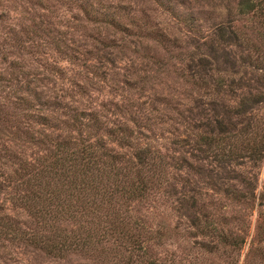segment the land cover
<instances>
[{
  "label": "rangeland",
  "instance_id": "obj_1",
  "mask_svg": "<svg viewBox=\"0 0 264 264\" xmlns=\"http://www.w3.org/2000/svg\"><path fill=\"white\" fill-rule=\"evenodd\" d=\"M240 1L0 0V223L9 233L17 226L47 235L79 230L67 209L35 219L19 199L31 171L24 163L42 152L26 141L27 133L66 134L38 116L80 118L75 137L101 141L122 165L140 166L139 158L149 156L165 170L159 191L130 202L148 232L149 260L264 264V149L259 159L248 157L264 138V101L255 103L252 123L229 111L228 124L223 112L212 111V101L219 111L221 102L232 107L240 96H264L254 66L256 58L264 61V0H252V10ZM222 25L228 35L218 57L210 46ZM201 57L214 70L201 73ZM218 118L225 119L222 147L235 143L240 155L197 159V128L215 134ZM199 121L208 127H197ZM193 190L212 195L208 209L218 230L245 238L237 251L217 237L212 245L219 249L210 251L212 239L193 225L186 207ZM23 241L0 234V264H96L75 253L56 258ZM195 256H201L196 263Z\"/></svg>",
  "mask_w": 264,
  "mask_h": 264
},
{
  "label": "trees",
  "instance_id": "obj_2",
  "mask_svg": "<svg viewBox=\"0 0 264 264\" xmlns=\"http://www.w3.org/2000/svg\"><path fill=\"white\" fill-rule=\"evenodd\" d=\"M240 5H246L248 9L252 10L254 1L241 0ZM243 9L241 12H246ZM217 31L219 40H212L210 53L219 57V53L224 49L221 46V41H225L228 30L222 25L218 27ZM256 52L258 54L263 53L259 50ZM254 62L255 69L260 72L256 80L262 83L264 80V61L261 58H256ZM211 65L208 59L201 57L197 67L201 69V73L206 74L205 71L209 68L214 70L213 67H210ZM195 73L198 72L195 71ZM200 83L206 85L203 80ZM192 84L198 86L199 82L193 78ZM261 101H264L261 92L253 95L249 93L248 96H240L236 105L232 107L221 102L219 111L215 107L217 103L212 101V111L214 114L218 112L220 114L221 111L226 117L231 111L236 116L247 119L246 122L252 123L254 119L253 107L255 103ZM38 119L57 130L64 129V126L66 134L63 136L42 131L39 132V135L34 136L33 133H27L26 141L40 146L42 152L34 158L33 164L24 163V168L31 169L29 174L32 175L29 176L28 174V179L23 184L26 192L21 195L19 202L22 201V204L20 203L23 205L22 207L30 217L35 219L53 217L51 214L53 209V215L58 217L62 209H67L70 217L79 222L77 225L79 230L62 234L52 232L47 235L26 233L25 230L17 226V232L15 230L9 233L11 230L9 226L0 223V234H7V236L11 234L14 239H23V242L29 243L56 258H65L67 255L75 253L94 260L96 264H109L111 260L116 261L117 264H158L157 261L155 263L154 260L148 258V247L145 245L149 239L148 232L142 226V222L130 213V202L147 200L155 189L159 191L164 183L163 173L165 170L152 159L147 161L149 156L139 158L141 160L137 162L142 163L140 166L134 163L122 165L121 157L105 150L101 141L94 143L86 138H81V136L75 137L72 134L75 129L74 123L81 126L80 118L66 121L58 118L47 120L38 116ZM226 120L228 124L231 121L230 117ZM215 121L217 124L215 134L210 128L208 130L197 128L198 131H201L196 134V150L200 154H195V157L200 159L202 155L203 157L209 155L214 158L219 157L220 161L224 162L238 157L240 148H235V143L228 145L233 148L224 150L222 147L224 138L221 135L225 133V119L218 118ZM199 122L197 127L203 125L208 127L207 123ZM262 136H264V132ZM257 145L259 148L255 152H250L248 156L255 160L262 157L264 138ZM181 159L186 163V158L181 157ZM199 171L201 172V170ZM66 190H70V192ZM193 191L194 194L189 196L186 207L192 210L193 225L202 226L203 234L212 239V243H207L210 251L219 249L217 245H212L215 244L214 239L216 237L220 238L219 242L232 246L237 251L238 245L243 240L245 241V238L234 233L227 236L223 234L222 230H218L217 218L208 209L212 195L203 191ZM74 192V199H68ZM233 194L236 196L235 192ZM226 198L230 199L228 196ZM51 205H55V207H48ZM219 216L225 219L224 214ZM239 219L241 220L240 217ZM200 258L201 256H195V263Z\"/></svg>",
  "mask_w": 264,
  "mask_h": 264
}]
</instances>
